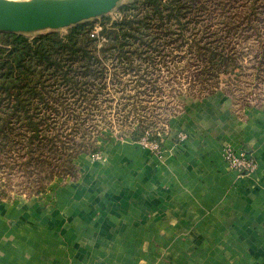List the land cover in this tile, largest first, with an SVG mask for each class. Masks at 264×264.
<instances>
[{"label": "crops", "instance_id": "obj_1", "mask_svg": "<svg viewBox=\"0 0 264 264\" xmlns=\"http://www.w3.org/2000/svg\"><path fill=\"white\" fill-rule=\"evenodd\" d=\"M227 144L256 168H228ZM104 152L0 196V264H264V106L236 113L216 92L171 119L160 157L134 141Z\"/></svg>", "mask_w": 264, "mask_h": 264}, {"label": "rangeland", "instance_id": "obj_2", "mask_svg": "<svg viewBox=\"0 0 264 264\" xmlns=\"http://www.w3.org/2000/svg\"><path fill=\"white\" fill-rule=\"evenodd\" d=\"M134 1L120 0L103 16L116 21L121 8ZM179 2L180 11L173 3L161 15L137 2L138 7L129 10L138 11V16L146 13L147 17L144 23H137L140 27L135 34L140 37L129 35L124 45L131 52L130 60L106 55L101 60V74L80 78L87 83L78 97L62 91L71 104L61 114L84 118L74 124V139L68 142L79 146L76 157L84 154L93 162H104V151L114 141L137 143L130 133L139 125L153 138L159 133L164 142L171 134L173 117L185 112L192 101L216 92L230 99L236 113L264 106V0ZM103 16L79 22L92 24L89 36L96 48L105 40L99 32ZM79 23L54 31L66 34ZM52 31L24 34L32 38ZM212 51L218 52L213 60ZM95 146L97 149L92 150ZM35 177L17 165L0 164V196L36 193L34 187L45 183L44 190L53 182L62 183L67 174L52 176L46 182Z\"/></svg>", "mask_w": 264, "mask_h": 264}, {"label": "trees", "instance_id": "obj_3", "mask_svg": "<svg viewBox=\"0 0 264 264\" xmlns=\"http://www.w3.org/2000/svg\"><path fill=\"white\" fill-rule=\"evenodd\" d=\"M168 1L135 0L121 8L116 21L102 15L99 32L105 40L99 48L89 36L90 22L72 26L66 34L52 31L32 38L20 32L0 31V164L17 165L29 177L36 175L45 182L52 176L72 175L79 146L68 142L74 139V124L84 118L61 114L71 104L62 91L78 97L87 83L80 78L101 74V60L106 55L129 61L131 52L124 45L129 35L140 37L135 34L140 27L137 23H144L147 17L146 13L138 16V11L129 9L140 2L161 15L163 9L177 3L176 10L180 11L182 2ZM217 53L211 52V60ZM219 58L222 60V54ZM143 134L139 125L130 137L137 140ZM44 185L33 190L37 193Z\"/></svg>", "mask_w": 264, "mask_h": 264}, {"label": "water", "instance_id": "obj_4", "mask_svg": "<svg viewBox=\"0 0 264 264\" xmlns=\"http://www.w3.org/2000/svg\"><path fill=\"white\" fill-rule=\"evenodd\" d=\"M120 0H0V31L57 30L107 14Z\"/></svg>", "mask_w": 264, "mask_h": 264}, {"label": "built area", "instance_id": "obj_5", "mask_svg": "<svg viewBox=\"0 0 264 264\" xmlns=\"http://www.w3.org/2000/svg\"><path fill=\"white\" fill-rule=\"evenodd\" d=\"M151 137V133L146 131L135 141H137L140 146L149 148L153 154L160 157L163 152V139L159 133H157L155 139ZM177 137L183 140L186 135L178 133ZM223 158L228 168L235 170L238 174L250 173L257 165L254 156L244 150L235 149L228 144L223 147Z\"/></svg>", "mask_w": 264, "mask_h": 264}]
</instances>
